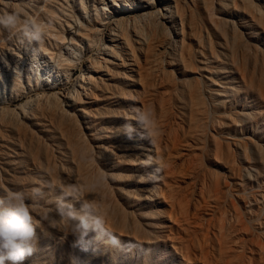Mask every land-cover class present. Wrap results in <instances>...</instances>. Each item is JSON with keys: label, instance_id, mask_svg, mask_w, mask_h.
<instances>
[{"label": "rangeland", "instance_id": "obj_1", "mask_svg": "<svg viewBox=\"0 0 264 264\" xmlns=\"http://www.w3.org/2000/svg\"><path fill=\"white\" fill-rule=\"evenodd\" d=\"M80 1L0 0V12L38 17L62 35L64 26L54 20H63L62 11L71 6L80 10ZM183 7L191 27L186 43L194 51L201 40L209 61L185 53L182 37L175 36L179 46L162 47L155 59L152 49L137 50L139 68L107 76L69 116L34 105L29 119L1 118L0 197L9 190L24 192L39 220L55 209L62 183L77 184L84 197L98 201L108 226L127 245L109 249L100 244L98 251H83L73 246L74 236L62 240L61 231L42 222L37 250L24 264H76L73 258L79 264H264V25L228 0L217 2L212 20L198 4L187 1ZM225 17L236 22L235 35L225 33L223 23H213ZM45 36L44 47L52 46L54 53L58 46ZM40 43L19 34L0 41L5 46L0 73L19 69L25 74L35 64L47 75L55 56L46 57ZM79 74L75 71L74 77ZM24 86L16 103L5 96L2 105L14 109L41 92L30 94ZM242 110L249 113L244 121L238 116ZM140 112L143 123L137 122ZM126 124L135 128L131 135L123 130ZM215 184L217 206L211 201ZM37 186L43 197L32 199ZM235 242L242 246L236 248ZM200 247L207 250L208 261Z\"/></svg>", "mask_w": 264, "mask_h": 264}, {"label": "bare ground", "instance_id": "obj_2", "mask_svg": "<svg viewBox=\"0 0 264 264\" xmlns=\"http://www.w3.org/2000/svg\"><path fill=\"white\" fill-rule=\"evenodd\" d=\"M187 1L194 7L197 4L203 7L209 12L212 20L214 19L213 9L215 5L223 0H201L200 2L196 0H93L96 4L92 6L90 3L92 7L89 6L87 0H82V2L80 1V10L76 11L71 6L72 10H68L69 12L66 10L68 13L64 10L66 5H62L61 9L64 11L60 13L64 19L62 20L61 17L60 21L58 16L54 22L57 25L64 26V30L63 28L62 30L60 29L64 31L63 34L58 33V30L56 32L51 26L46 29L47 39L50 42L53 41L56 44H54L55 46H58V49L55 47L57 49V51L55 50L56 54L54 50V53L50 51L53 49H50L52 46L49 48L50 50L44 47L46 45H43V43L45 44L47 41L40 43L39 49L46 57L50 56L53 59L55 56V64L50 60L54 67L52 69L46 67L47 75L35 64L33 66L30 65L26 70L24 69L25 74H21L22 72L18 69V71L7 70L6 74L3 72L4 76L0 75V81L2 80L0 84L3 86L0 90V122L6 118L12 120L17 115L29 119L28 115L34 105H38L39 109L49 112L48 114L51 115L61 114L69 116L70 110L75 105L83 102L85 98H89V92L102 87L106 82L107 76L113 78L114 76L125 75L129 71H133L135 66L139 68L140 61L135 56L137 50L148 53L152 49L150 58L155 59L162 53V47L172 45L175 48L179 46L177 41L174 40L175 36L182 37L180 47L185 53L192 55L195 59L200 56L199 60L209 61V56L204 53L206 45L201 40L194 51L191 49L190 44L186 43L185 31L187 28L191 29L188 24L187 11L183 10V6L187 4ZM228 1L231 2L235 10L248 12L254 23L261 21L262 23H259V25H264L262 21L264 18V0ZM158 6L160 8H157ZM70 14L74 15V18L76 17L75 21H73L74 18ZM50 19L52 26L55 27L52 17ZM213 23L217 25L223 23L226 27L225 33L230 31L235 35L239 31L236 27V22L231 18L226 19L225 17L223 22L221 20H213ZM2 47L5 46L0 48L2 49ZM210 47H213L211 42ZM13 54L16 55V53ZM20 66H23V64ZM6 68L9 69L8 66ZM77 70L80 71V74L74 77ZM23 84L25 85L24 89L26 88L29 93L40 90V94H35L34 98L32 97L33 99L26 100L23 104L20 103L21 105L16 106L14 109H9V105L8 108L3 106L2 100L5 96L9 101L16 103L20 97V92L23 91ZM68 84L72 88L68 89ZM231 88V83H229L226 89L230 90ZM121 90L126 91L124 88ZM33 92L32 94H34ZM15 109H19V111L16 112L17 110L15 111ZM81 112L84 121H86L87 117L83 115L85 112ZM239 115L244 121V118H247L249 113L242 110L238 112ZM7 120L4 121L7 122ZM10 122H7V125ZM218 187V184H215L213 187V198H211L212 203L216 206L219 204L220 198V195L217 196ZM234 219L236 223H239V216L236 212ZM206 227L204 229L207 232L209 230ZM232 231L233 229L231 228L227 230L230 234ZM231 237L228 239L232 243L233 238ZM228 239L227 245L229 244ZM234 245L239 248L242 243L237 242ZM199 250L201 251L202 259L206 261L208 258L207 250L204 251L201 247ZM207 263L209 264V262Z\"/></svg>", "mask_w": 264, "mask_h": 264}, {"label": "clouds", "instance_id": "obj_3", "mask_svg": "<svg viewBox=\"0 0 264 264\" xmlns=\"http://www.w3.org/2000/svg\"><path fill=\"white\" fill-rule=\"evenodd\" d=\"M47 27V23L35 16H22L16 11L0 12V34H6L0 35V41L19 34L30 42L40 43ZM145 121L146 117L140 112L137 122ZM123 130L131 135L135 128L126 124ZM160 170L158 167L148 177L151 178ZM60 191L55 209L45 211L39 220L33 215L34 205L26 199L24 192L9 190L5 196L0 197V264H24L37 250V229L41 228L42 222H47L61 231L62 240L69 235L74 236L76 239L73 246L80 247L83 251H98L100 244L109 249H122L127 246L122 242L119 233L108 226L107 217L101 211L98 201L84 197L77 184L62 183ZM31 196L32 199L43 197L42 187H33ZM72 201L78 202L79 207ZM73 260L79 264L78 258Z\"/></svg>", "mask_w": 264, "mask_h": 264}]
</instances>
